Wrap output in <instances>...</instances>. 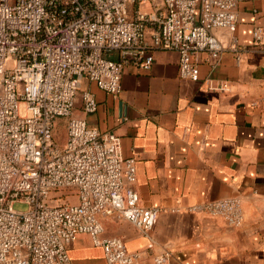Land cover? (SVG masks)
Listing matches in <instances>:
<instances>
[{"label":"built area","instance_id":"2783aa9c","mask_svg":"<svg viewBox=\"0 0 264 264\" xmlns=\"http://www.w3.org/2000/svg\"><path fill=\"white\" fill-rule=\"evenodd\" d=\"M244 1L0 0V264H73L69 246L80 234L103 248L108 264L136 263L121 239L103 237L101 217L147 233L160 209L141 204L135 160L123 158L120 137L76 114L79 93L82 113L98 107L83 82L117 97L125 67L151 69L156 50L178 53L180 77L195 82L198 54L217 60L231 51L240 61L238 38L225 43L213 31H234ZM253 42L264 46L262 27ZM60 118L63 144L55 136ZM190 211L233 227L243 220L239 198Z\"/></svg>","mask_w":264,"mask_h":264},{"label":"crops","instance_id":"0c3cea01","mask_svg":"<svg viewBox=\"0 0 264 264\" xmlns=\"http://www.w3.org/2000/svg\"><path fill=\"white\" fill-rule=\"evenodd\" d=\"M238 15L234 31L213 34L225 43L238 38L240 61L231 51L217 60L198 54L196 82L182 79L178 53L164 50L154 51L149 70L125 67L117 97L83 82L98 107L82 113L79 93L78 116L120 137L123 158L135 160L141 204L160 209L147 233L101 217L103 237L121 239L139 255L135 264H155L164 254L169 264H264V46L253 42L254 28L264 29V0L240 3ZM228 198L241 200L239 226L190 211ZM68 252L73 264H108L85 234Z\"/></svg>","mask_w":264,"mask_h":264},{"label":"rangeland","instance_id":"374dc122","mask_svg":"<svg viewBox=\"0 0 264 264\" xmlns=\"http://www.w3.org/2000/svg\"><path fill=\"white\" fill-rule=\"evenodd\" d=\"M77 113V112H76ZM78 115V113H77ZM58 130H57V134H56V139L57 141L60 143V144H63L64 141H65V130H66V119L64 118H60L58 121ZM73 200V199H72ZM15 208L17 210H20V211H26L27 210V206L24 205V204H17L15 206Z\"/></svg>","mask_w":264,"mask_h":264},{"label":"trees","instance_id":"16d2710c","mask_svg":"<svg viewBox=\"0 0 264 264\" xmlns=\"http://www.w3.org/2000/svg\"><path fill=\"white\" fill-rule=\"evenodd\" d=\"M57 130H58V128H57ZM57 130H56V132H55V136H56V134H57ZM57 140V139H56ZM57 193L56 194H59V195H63V196H65V194L67 193V191H56ZM74 200V199H73ZM72 200V201H73Z\"/></svg>","mask_w":264,"mask_h":264}]
</instances>
